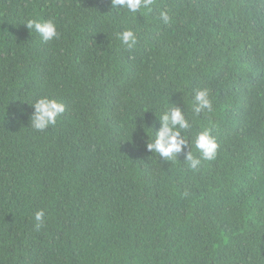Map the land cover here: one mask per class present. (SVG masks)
<instances>
[{"label": "trees", "instance_id": "1", "mask_svg": "<svg viewBox=\"0 0 264 264\" xmlns=\"http://www.w3.org/2000/svg\"><path fill=\"white\" fill-rule=\"evenodd\" d=\"M42 96L65 111L37 131ZM177 105L189 146L165 160L146 142ZM205 127L217 156L193 171ZM0 264H264V0H0Z\"/></svg>", "mask_w": 264, "mask_h": 264}, {"label": "clouds", "instance_id": "2", "mask_svg": "<svg viewBox=\"0 0 264 264\" xmlns=\"http://www.w3.org/2000/svg\"><path fill=\"white\" fill-rule=\"evenodd\" d=\"M153 4L154 0H111V9L117 13L123 11L137 15L138 12L151 11ZM160 17L164 23L170 21V16L165 11L160 12ZM26 25L30 30L34 29L39 33L45 42L59 36L57 25L51 19L45 21L29 19L26 21ZM117 37L128 49H132L137 44L136 32L131 28L117 33ZM27 103L34 108L29 118L30 127L37 131H44L49 126L55 125L58 116L65 111V105L62 102L48 96H42L35 100L34 103ZM205 111H214L210 91L207 88L195 90L192 112L198 116ZM157 117L160 127L155 130L154 140L146 142V149L148 152L158 153L165 160L177 158L178 154L189 146L188 133L192 128V122L184 109L178 105L166 108ZM194 143L199 156L193 155L190 149L186 152L184 161L190 170L196 171L200 168L202 161H211L216 158L219 145L217 138L212 134V129L208 127L196 133ZM44 218V210L36 211L37 228L43 225Z\"/></svg>", "mask_w": 264, "mask_h": 264}]
</instances>
